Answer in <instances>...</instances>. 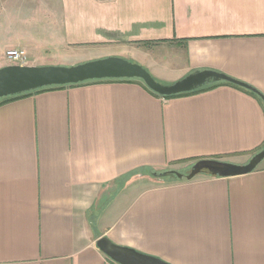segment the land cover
Wrapping results in <instances>:
<instances>
[{
	"label": "crops",
	"instance_id": "obj_1",
	"mask_svg": "<svg viewBox=\"0 0 264 264\" xmlns=\"http://www.w3.org/2000/svg\"><path fill=\"white\" fill-rule=\"evenodd\" d=\"M9 47L36 65L132 54L164 83L211 69L264 95V0H0V66ZM220 83L165 98L94 79L0 104V264H117L101 236L171 264H264V158L153 176L264 146L262 99Z\"/></svg>",
	"mask_w": 264,
	"mask_h": 264
},
{
	"label": "water",
	"instance_id": "obj_2",
	"mask_svg": "<svg viewBox=\"0 0 264 264\" xmlns=\"http://www.w3.org/2000/svg\"><path fill=\"white\" fill-rule=\"evenodd\" d=\"M107 78H138L159 95H172L191 91L210 82L225 81L257 93L264 102V95L254 87L222 72L211 69L196 70L185 76L164 83L157 80L139 63L117 55H108L71 65L61 64H5L0 66V97L15 95L50 85H66L86 80ZM264 158V146L244 163H233L215 158H200L186 171L169 170L177 178L191 179L199 173L233 176L249 172ZM98 248L118 264H171L157 256L140 252L132 247L112 242L107 236L96 240Z\"/></svg>",
	"mask_w": 264,
	"mask_h": 264
},
{
	"label": "trees",
	"instance_id": "obj_3",
	"mask_svg": "<svg viewBox=\"0 0 264 264\" xmlns=\"http://www.w3.org/2000/svg\"><path fill=\"white\" fill-rule=\"evenodd\" d=\"M115 79H119V80H130L132 78H115ZM81 83V82H79ZM140 83L146 88L148 89L151 93H154L155 95H158V96H162V97H165V98H169V97H173V96H180V95H186V94H190V93H194V92H198V91H202V90H207V89H210V88H213L215 86H217L218 84H221L220 81L219 82H210L202 87H199V88H196V89H193L191 91H186V92H181V93H177V94H172V95H159L157 94L156 92L152 91L151 89H149L144 83L142 80H140ZM73 84H77V83H73ZM73 84H69V85H73ZM232 85V83H230ZM67 85V84H66ZM234 85V84H233ZM63 85H50V86H44V87H40V88H36V89H33V90H30V91H26V92H22V93H19V94H15V95H9V96H4V97H0V104L2 103H5L7 101H10V100H13L15 98H18V97H21L23 95H26V94H29V93H32V92H37V91H40V90H45V89H50V88H57V87H61ZM258 92V91H257ZM260 93V92H259ZM170 169H166V168H163V169H159L158 171H155L153 173V176H156V177H161L163 179H181V178H177V177H173L171 176L170 174L166 173L167 171H169ZM116 263V262H115ZM118 264V263H117Z\"/></svg>",
	"mask_w": 264,
	"mask_h": 264
},
{
	"label": "rangeland",
	"instance_id": "obj_4",
	"mask_svg": "<svg viewBox=\"0 0 264 264\" xmlns=\"http://www.w3.org/2000/svg\"><path fill=\"white\" fill-rule=\"evenodd\" d=\"M48 47V46H47ZM53 49V51L54 52H57V48H52ZM158 49V50H157ZM157 52H159V47H157ZM156 50H155V54L157 55V53H156ZM49 53L50 54H52L53 56L56 54H53V53H51V52H48V53H44V56L46 55V56H51V55H49ZM107 55H110V54H107ZM106 55V56H107ZM114 55H117V56H119L118 54H114ZM159 55V54H158ZM122 57H124V58H127V59H129V60H132V59H134L135 60V62H137V63H139L140 65H142L143 67H145L151 74H152V71H151V67L148 65V62H147V59L145 58H142V57H140V56H134V55H132V54H127V55H121ZM151 57V55H149L148 56V58H150ZM4 59H5V57H4ZM4 59H1V60H4ZM6 60V59H5ZM46 60H49L50 62H54V61H56V59H54V57H49V58H47ZM84 60H87V59H84ZM84 60H82V59H80V61H78V62H83ZM153 60H155L154 58H153ZM49 64H51V63H49ZM153 75V74H152ZM154 76V75H153ZM158 80H160V79H158ZM160 81H162V80H160ZM162 82H165V81H162ZM254 154V153H253ZM252 154V155H253ZM250 158V157H249ZM248 158V159H249ZM248 159H246L245 160V162L246 161H248ZM189 167V166H188ZM187 168V167H186ZM184 170H185V168H181L180 169V171L181 172H184ZM156 180L157 181H162L163 180V178H161V177H158V178H156Z\"/></svg>",
	"mask_w": 264,
	"mask_h": 264
},
{
	"label": "built area",
	"instance_id": "obj_5",
	"mask_svg": "<svg viewBox=\"0 0 264 264\" xmlns=\"http://www.w3.org/2000/svg\"><path fill=\"white\" fill-rule=\"evenodd\" d=\"M4 57L7 62L13 64H25L27 61V53L21 47H9L4 51Z\"/></svg>",
	"mask_w": 264,
	"mask_h": 264
}]
</instances>
